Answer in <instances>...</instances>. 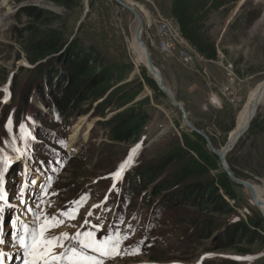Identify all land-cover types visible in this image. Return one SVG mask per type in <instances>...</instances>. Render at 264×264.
Listing matches in <instances>:
<instances>
[{
    "label": "rangeland",
    "instance_id": "obj_1",
    "mask_svg": "<svg viewBox=\"0 0 264 264\" xmlns=\"http://www.w3.org/2000/svg\"><path fill=\"white\" fill-rule=\"evenodd\" d=\"M74 2L71 9L42 0H28L20 6L32 5L58 15L60 20L51 28L61 29L66 41L77 39L84 48L92 47L102 64L117 66L125 77L123 84H128L130 92H137L140 85L141 93L135 102H141L149 121L139 138L117 144L108 139L107 131L99 125L110 119L112 113L100 118L89 112L63 123L50 116L33 90L25 104L23 96L31 82V73L26 72L31 68L32 58L27 46L29 33L25 31L29 22L22 17L17 19L19 5L12 0H0V149H3L0 151V171L5 174L4 194L17 205L18 194L25 189L27 206L40 216L45 213L58 216L61 210H71L72 202L87 194V202L79 207L77 218L66 220L60 216L65 223L53 228L48 235L75 233L91 209L93 223L99 222L96 217H101L104 223L101 235L108 232L109 224H118L122 234L128 236L120 245L122 254L107 259L105 264H225L226 261L264 264V241L260 239L251 245L220 247L216 243L220 234L207 239L189 236V222L193 220H211L220 226L247 222L252 217L264 220L246 188L236 185V200L229 201L237 208L238 216L202 215L188 207L168 211L160 200L147 203L138 193L131 197L127 195L124 189L129 174L156 162L181 144L180 130L191 131L184 124L181 112L168 98L154 94L146 86L140 72V67H144L140 65L135 70L134 53L129 49L136 25L134 17L113 0ZM122 2L132 3V8L140 15L144 26L141 39L152 64L175 101L183 107L190 125L204 134L215 149H221L248 94L264 79V0H226L222 9L211 12L204 21L202 32L214 45L217 60L204 59L184 40L185 46L181 48H186L194 58L198 56L194 59V70L183 66L176 52L165 58L151 45L155 43L153 26L158 21L174 20L170 14V0ZM146 75L149 77L147 71ZM228 84L236 90L234 98L225 90L224 86ZM212 98L217 100L218 107L211 105ZM256 118H264V103L258 107L252 122ZM77 125L81 133L69 144V136ZM206 148L213 154L207 145ZM225 160L227 165L230 160L237 179L264 188L263 134L255 132L248 136L247 131ZM125 161L128 163L120 177L114 178L111 174L116 173ZM114 179L115 188L112 187ZM33 180L37 184L33 185ZM105 196L108 197L107 204L93 209L92 206L101 204ZM41 200L43 202L37 208ZM17 213L31 222L24 206L6 208L2 215L8 241H11L9 220ZM255 233L264 238V231L256 229ZM0 248H3L8 264H22L19 257H23V250L11 243L2 244Z\"/></svg>",
    "mask_w": 264,
    "mask_h": 264
},
{
    "label": "trees",
    "instance_id": "obj_2",
    "mask_svg": "<svg viewBox=\"0 0 264 264\" xmlns=\"http://www.w3.org/2000/svg\"><path fill=\"white\" fill-rule=\"evenodd\" d=\"M22 5L28 0H12ZM71 9L74 0H42ZM170 14L175 20L182 38L198 54L209 61L217 60L214 45L202 32L204 21L211 12L226 5V0H170ZM16 17L29 22L25 28L29 33L31 82L23 99L28 102L29 94H36L38 101L46 108L53 119L63 123L76 119L89 112L104 118L106 113L112 117L99 125L107 131L108 139L117 144H127L139 138L149 116L142 110L141 102H135L141 93L130 92L124 75L115 65H104L98 53L92 48H84L77 39L70 42L63 38L61 29H52L53 23L60 20L58 15L35 6H20ZM146 86L156 95H164L154 81L140 67ZM176 127L179 125L176 123ZM255 132L264 135V118H256L248 129V136ZM181 144L166 152L159 160L129 174L124 189L129 195L138 193L143 201L159 202L168 211L183 208L192 209L202 215H235L236 209L229 204L236 200V186L219 167L218 158L208 152L206 143L193 132L179 131ZM229 170L233 171L230 160ZM215 172V175L211 173ZM145 194V195H144ZM189 236L200 239L219 235L216 243L220 247H233L236 244L251 245L256 239L264 238L255 230L264 231V220L249 218L220 226L211 220L189 222ZM240 253H247L239 250ZM225 264H238L226 261Z\"/></svg>",
    "mask_w": 264,
    "mask_h": 264
},
{
    "label": "snow or ice",
    "instance_id": "obj_3",
    "mask_svg": "<svg viewBox=\"0 0 264 264\" xmlns=\"http://www.w3.org/2000/svg\"><path fill=\"white\" fill-rule=\"evenodd\" d=\"M9 123H11V119ZM20 127L23 128L24 126L21 125ZM127 163L128 161H125L120 169L111 175L114 178H119ZM4 179L5 174L0 171V202H2L0 203V245L11 243L18 250H23V257H19L22 259V264H105L107 259L122 254L120 245L123 240L128 239L127 234H122L118 224H109L108 232L101 235L104 231V223L101 217H96L99 222L93 223L90 219L94 215L91 209L88 210L87 216L75 233L62 232L55 236L48 235L53 228L65 223V220L60 219V216L65 217L66 220L77 218L79 207L87 202V194L81 196L79 200L73 201L74 207L71 210H61L58 216H47L46 213L40 216L35 214L32 207L27 206V201L24 199L25 189L23 188L18 194V204L13 205L11 203L2 188ZM31 183L35 185L37 181L33 180ZM112 187H116V179H114ZM107 201L108 197L105 196L101 204L92 207L93 209L103 207ZM42 202V200L38 202L36 207L39 208V204ZM21 206H24L25 214L31 218V222L25 221L22 214L17 213L16 217L9 220L11 241H8L5 236L6 226L3 223L2 214L6 208H19ZM57 249L59 251H56ZM5 256V252L0 250V264H3Z\"/></svg>",
    "mask_w": 264,
    "mask_h": 264
},
{
    "label": "bare ground",
    "instance_id": "obj_4",
    "mask_svg": "<svg viewBox=\"0 0 264 264\" xmlns=\"http://www.w3.org/2000/svg\"><path fill=\"white\" fill-rule=\"evenodd\" d=\"M122 2V0H119ZM128 6L133 7L132 3L126 2ZM136 23V22H135ZM137 24V23H136ZM157 25H165V21H158L156 23ZM135 28L136 25L134 26V29L132 30L131 38L129 41V49L133 51L134 53V66L135 70L137 71L138 66H144L147 67L146 63V56H145V50L142 47V45L147 49L146 45L142 43L140 45L138 42L135 40ZM167 35L170 36H177V28L176 27H167ZM156 69V68H155ZM156 71L159 73V71L156 69ZM160 74V73H159ZM161 76V75H160ZM217 102V100H216ZM264 103V79H262L259 83L255 85V87L250 91L248 94L245 102L239 109V111L236 114L235 117V123L233 129L229 132L226 142L223 145V147L219 150L215 149L217 152L227 155L228 152L235 146L237 141L235 140L236 137L242 136L247 127L250 126L251 119L255 115L258 107ZM90 126V125H88ZM91 129V128H90ZM81 133L80 126L77 125L76 128L72 131V134L69 136V144H72L76 136ZM240 139V138H239ZM254 190V195L259 201V206L257 207L258 211L262 214L264 218V188H259L256 186H252ZM0 250L3 251V248H0ZM3 264H8L6 262V259L3 260Z\"/></svg>",
    "mask_w": 264,
    "mask_h": 264
},
{
    "label": "water",
    "instance_id": "obj_5",
    "mask_svg": "<svg viewBox=\"0 0 264 264\" xmlns=\"http://www.w3.org/2000/svg\"><path fill=\"white\" fill-rule=\"evenodd\" d=\"M116 4H118L123 10H126L127 12H129L135 19L136 21V28H135V40L136 42H138L140 45H142L143 41L141 39V34H142V31H143V21L140 17V15L130 6L127 5V3H123L119 0H113ZM142 47L144 48L145 50V56H146V63H147V67H144V69L147 71L149 77L154 81L155 85L157 86L158 90L163 94L165 95L168 100L170 101L171 105L174 107V108H177L180 112H181V115H182V119H183V122L184 124L187 126V128L197 134L198 136H200L201 138H203V140L205 141L207 147L209 148V150L218 158V162H219V167L221 168V170L227 175V177L237 186H240V187H244L246 188L251 197H252V200H253V203L255 205V207L257 208L259 206V201L257 200V198L255 197L254 195V190L252 188V185L248 184V183H245V182H242L240 181L239 179H237L233 174L232 172L229 170L228 168V165L226 163V160H225V155L217 152L214 147L211 145L210 141L208 140V138L202 134L201 132H199L198 130H195L191 125L190 123L188 122V118H187V115L186 113L184 112L183 110V107L177 103L172 95V93L165 87V84H164V81L162 79V77L160 76V74L156 71L155 67L153 66L152 64V61L150 59V55L148 53V50L142 45ZM255 116V115H254ZM254 116L252 117L251 119V122L254 118ZM249 129V126L247 127L245 133L248 131ZM244 133V134H245ZM243 134V135H244ZM241 136H238L235 138L236 141L239 140ZM232 150V148H231ZM230 150V151H231Z\"/></svg>",
    "mask_w": 264,
    "mask_h": 264
},
{
    "label": "built area",
    "instance_id": "obj_6",
    "mask_svg": "<svg viewBox=\"0 0 264 264\" xmlns=\"http://www.w3.org/2000/svg\"><path fill=\"white\" fill-rule=\"evenodd\" d=\"M167 27H176L177 36L167 35ZM153 33H155V43H151V45L160 56L170 58L176 52L183 66L191 70L196 68L194 59L198 58V56H195L194 58L186 48H181L182 45L185 46V42L174 20H165V25H154ZM224 87L229 96H232L233 98L236 96V90L232 84L225 85ZM210 102L212 106L218 107L217 102L213 98Z\"/></svg>",
    "mask_w": 264,
    "mask_h": 264
}]
</instances>
